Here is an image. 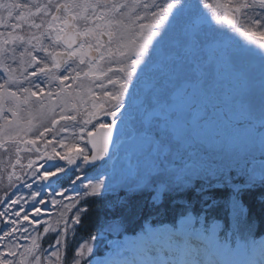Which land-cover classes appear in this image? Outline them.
I'll list each match as a JSON object with an SVG mask.
<instances>
[{"label": "rangeland", "instance_id": "obj_1", "mask_svg": "<svg viewBox=\"0 0 264 264\" xmlns=\"http://www.w3.org/2000/svg\"><path fill=\"white\" fill-rule=\"evenodd\" d=\"M63 1L64 0H60V3ZM237 1L238 0H166V2L160 4L161 0H152V3L156 2L157 7L154 15L155 23L153 25H155V29H158V31H156V37L158 43L162 46L158 53H162L165 58H168L170 55L176 56L180 54L181 51L179 47L182 51L187 48L189 50L192 49L191 47L196 46L198 43L197 40L200 36V34L194 36L192 31L199 29L198 25L202 27L208 25L205 18L202 17V14L204 13L209 16L220 14L226 9L237 7ZM108 2L109 0H104V5H101L102 11L97 12L98 16H104V19L93 24L90 23L89 15L90 13H95V6L90 4L89 0H77L76 4L79 29L86 30L87 33L89 32L91 35H84L86 37L91 36L95 38V41H91V43H95L100 50L102 45L98 42V38L103 33L109 34L112 24L110 19L115 11V7H111ZM239 3L246 9L251 6L250 0H239ZM57 5L58 2L52 5L51 3L47 4L44 0H25L24 4H21L20 9L24 8L23 12H26L35 8H44V12L47 14L52 9L53 13ZM0 8V19L5 20L4 11L6 7L4 0H0ZM118 8L119 10H123L125 14L133 13L135 19H131V21L139 20L141 16L144 15L140 6H137L133 11L132 2H128L127 5L123 4ZM28 14L30 13L28 12ZM7 23L8 22H0V27H5ZM118 25L123 27V21H120ZM139 26L142 27L141 24ZM128 27L127 31L120 30L119 33L126 32L133 38L146 36L144 31L148 28H143L136 32L134 22H131ZM114 32H116V30H114ZM43 33L47 34L44 30ZM43 33L40 30H36L32 33H26L25 37L16 38L17 44L28 52L29 61L30 58L34 57L35 59H33V61L36 64L39 63L42 65L39 70L33 68L31 65H29V67L26 66L20 50L18 51L15 48L9 49L8 45H5V39L1 40L0 80L5 79L6 74H8L12 83L23 82V85L26 87L29 86V89H27L26 92H9L6 86V95L0 93V220L7 218L6 221L8 225H17V217L12 216V214L15 211L20 213L22 202L25 201L28 202L29 206L24 205L22 212H24L25 217L28 219H24L22 224L30 222L32 225L36 222V226H46L44 227L46 228V232L55 231L56 228L63 225L65 227L64 235H66L67 229L72 226L71 221L68 223V218L74 216L75 219L79 220L80 214L82 215L83 209L86 208L79 209L76 204L72 205V207L69 205L62 207V204H60L49 207L50 209L56 208L57 211H45L40 209V207L32 209V202L37 201L38 198L34 196H24V194L21 195L22 191L15 192L14 190L20 181L27 180L30 182L31 180L38 179L36 171L44 168L46 164L44 162L48 159L52 160V158H57L59 160L55 168L60 169V164L63 163L65 164L64 166H69L73 171L78 173L79 181H82L78 188H84V186L90 188L88 191L90 195L87 196L90 200L93 197L102 199L105 195H114L115 192L121 190H125L127 194L134 191H143L150 193V200H152V203L159 204L160 198H162L163 194L166 192L169 195L168 197L177 199V196L184 193L187 188H192L195 182L199 184L200 191L211 189L219 183V178L222 177L203 176V173L195 170H190V174L179 175L169 173L160 175L162 178L156 177L163 169L162 163L159 159H153L152 161L150 159L147 160V156L154 152V148H159V145L153 140H146L143 138H137L132 144H121L122 142H120L115 149V153L117 151L121 154L123 149L127 152L125 155H118L116 157L118 161L126 157L129 158L130 156H134V158L138 159L139 154L142 155L143 152H148L146 158L137 166L140 168L138 172L136 171V165L130 167L133 177L119 176V167H117L118 161L116 162V159H114L111 166L115 177H120L119 179L113 178V180L106 179L98 182H90L87 177L88 174L85 172L83 173V170L87 168L86 161L90 155L87 149L88 147H86L85 144L86 135L91 128V116L96 112V107L100 106L102 103L106 105L105 107H101L104 111L117 107V103L122 99H119V95L116 91V83L122 81V74L130 75L129 72L123 70L122 67L130 71L136 67L130 59L134 58L137 53L133 51H131V53H126L122 51L120 47L115 51L116 49H114V47L110 48L107 46L102 51V58L95 65H90L85 60L83 48L81 47L73 52L77 60L75 63L69 65V67H66V72L63 74V77L57 75L55 72H51L49 75L45 76V86H42L41 84L32 82L30 78L33 74L35 76L42 75L41 72L44 69H50V67H52V56L55 53L53 51L61 50L57 43L59 36L49 37L45 36ZM137 45L138 44H133V49L137 50ZM204 46L205 43L200 47ZM143 53L144 51H140V55ZM5 54H7L6 59L4 57ZM125 54L127 57H124ZM198 55L199 54L195 56L192 55L189 58L187 54L185 62L174 60L178 66L173 64V69H176L178 75L186 71L187 76L189 75L190 78H193L196 73V68L193 64L199 62ZM252 58L253 61L256 60L254 56H252ZM99 66H101V68L105 66V70L102 69L101 71ZM136 69L139 68L136 67ZM87 71L90 72L89 75H87ZM144 71L145 70L141 68L140 73H144ZM67 75L69 77H67ZM138 75L139 73L136 77ZM26 76L28 78H26ZM259 82V79L252 82V86H250L246 92L249 97L252 95L253 99L259 101L260 108H264V98L259 96L264 94V82L258 84ZM246 92L240 94L238 98L242 101L245 100ZM225 94L229 95L228 93ZM9 112L11 114H9ZM57 121L61 122L57 125L55 124ZM206 136L209 138L203 146L206 153L205 161L210 160L211 156H215L223 161L219 165L220 168H227L229 170L234 168L243 169L240 175L244 176L249 174L244 164L250 159H253L254 156L248 154V152L255 153L257 151L256 147L258 150L261 149L260 142H258L256 138H253L250 142L246 139V142L242 143V149L240 151L242 154H247V156L243 158V156L240 155H233L230 147L236 148L243 141L244 135L234 138V142L230 145H226V143L229 144L230 141L225 143L226 138L224 134H222L219 139L213 133H206ZM247 136L248 135H246V137ZM25 141L35 142L39 147L38 150L41 152L37 153L30 145L24 148L19 144ZM41 145H47V148L42 150L40 148ZM217 152H219L220 155ZM137 154L138 156H136ZM45 155H49L50 157ZM171 155L172 154H169V157H171L170 159H174ZM17 161L21 164H19V167H16ZM219 167L217 166L209 173L216 175L219 173ZM255 169L256 172L253 176L256 175L257 177L252 178L250 173L248 175L249 177H242L244 178L242 183H231L226 177L223 179L225 183H219V185L226 184L231 188L232 195L228 200L229 210H232L233 207H238L244 211L243 206L238 201V191L244 186L257 185L259 181L264 182V166L259 165L253 167L252 171L254 172ZM98 170L99 169H96L95 171ZM56 172H58V170ZM62 172L66 173L65 171ZM18 175H21V177H18ZM199 190L198 192L200 193ZM160 192H162L161 197H159ZM79 194L81 195V192ZM11 197H14V201L10 203L8 201ZM178 202L183 201L178 200L177 203ZM208 202L210 203L206 205L205 209H210L211 206L215 204V202L211 203V199H209ZM87 206L91 210L94 209L89 205ZM29 208L31 209L27 212ZM89 208H87L86 211H89ZM71 212H73V214ZM184 219L185 217H183L182 220ZM214 224L216 227L211 226L209 228L210 235L212 237L214 236V241L216 240L217 244L221 245L219 246L221 249L227 250L229 242L219 239L221 222L215 221ZM190 226L191 225L188 226V230L191 229L189 228ZM29 227L31 228L32 226ZM146 229L149 230V225H146ZM123 231L124 229L121 225L112 226L109 233L115 238L111 239L108 243L111 249L116 248L117 243L121 244L120 239H125L126 235L123 236ZM237 235H239L238 238L243 242L239 239L236 248L239 249V251L242 249L241 252L249 256L251 252L243 248L247 242H249L250 247L253 248L256 241L250 238L253 233L248 231V228L242 227ZM60 236L61 233L59 234V237ZM41 237H43V234L37 233L34 235V240L36 241ZM35 241L23 246L7 243L6 250L0 249V264H43L42 262L54 258L61 264L62 260L65 259L60 253L57 255L53 253L55 256H53V258L44 256L41 258ZM257 244H255V246ZM257 247L258 246L255 248ZM91 249L92 245L89 243L83 244L82 247L80 246V251L77 256L78 261L76 260L75 262L79 263V261L84 260L88 254L91 255ZM66 250H69L68 246ZM89 250L90 252H88ZM263 257V254L259 252L257 259L263 260ZM254 258L256 259V256H254ZM93 264L103 263L96 259Z\"/></svg>", "mask_w": 264, "mask_h": 264}, {"label": "flooded vegetation", "instance_id": "obj_2", "mask_svg": "<svg viewBox=\"0 0 264 264\" xmlns=\"http://www.w3.org/2000/svg\"><path fill=\"white\" fill-rule=\"evenodd\" d=\"M24 1L4 0L6 18L0 19V22H8L5 27H0V45L1 40L5 39L9 49L15 48L20 53L28 52L17 44L16 38L25 37L29 28L39 26L47 32V36L60 37L63 33L61 14L66 10L58 15L52 13L53 9L46 14L44 8L23 12L24 8L20 9V6ZM44 1L52 5L58 2L57 7L61 4L60 0ZM74 1L64 0L68 11L75 10ZM143 1L144 7L148 5V9L154 8L151 7L152 0ZM255 5L258 8L250 6L246 9L238 0V16L234 25L227 26L221 19H215L205 29L201 27L192 31L194 36L200 34L198 43L189 46L192 48L190 50L187 48L182 51L179 47L181 53L176 56L165 58L162 53H158L162 46L157 41L155 28L152 29L155 22L153 15L141 16V26L146 28L147 22L148 29L144 31L146 36L124 45L125 49L137 53L139 59L133 64L139 69L134 67L132 71L127 70L130 75L124 74L127 88L124 89L123 85L117 87L119 99L122 100L109 114H117L127 133L140 131V120L148 122L144 130L157 132L174 157L169 163V173L182 175L190 174V170L199 172V166L203 163V146L209 138L206 133H213L218 139L224 134L225 143L230 141L226 145L244 135L243 141L236 148L230 147L233 155L243 158L247 154L240 152L242 143L246 139L250 142L256 138L261 149L256 147L255 153L248 154L264 158V108H260L259 101L253 99L252 95L249 97L246 92L256 79L260 80L258 84L264 82V5ZM204 43L205 46L200 47ZM133 44H138L137 50L133 49ZM140 51H144L145 55H140ZM187 54L189 58L199 54V62L193 64L196 68L193 78L187 76L186 71L178 75L172 67L173 64L178 66L174 60L185 62ZM252 56L256 58L255 61ZM4 57L6 59L7 54ZM148 63L149 68L145 66ZM31 66L38 64L32 61ZM141 68L145 70L144 73H140ZM2 81L0 93L4 95L6 86L11 90L12 85L23 84ZM242 91L246 92L243 101L238 98ZM259 96L264 98V94ZM96 112L107 117V122H112L101 107ZM19 164L17 161L16 167ZM27 182L20 181L18 187Z\"/></svg>", "mask_w": 264, "mask_h": 264}, {"label": "trees", "instance_id": "obj_3", "mask_svg": "<svg viewBox=\"0 0 264 264\" xmlns=\"http://www.w3.org/2000/svg\"><path fill=\"white\" fill-rule=\"evenodd\" d=\"M217 153L219 154V152ZM214 161L218 163V167L220 163L223 162L215 156H211L210 160L207 161L204 159L203 171L205 172L208 168V164L211 165ZM244 166L248 169L249 174L251 173L252 178L257 177L256 175L253 176L256 169L254 172L252 171L253 167H256L255 164L247 162ZM239 170H241V172H239ZM242 170L243 169L235 168L229 170L227 168L222 169L219 167V173L216 175L204 173L203 176L222 177L219 178V183L224 182V177L228 178L231 183H242L244 181V178L242 177H249V174L244 176L240 175V173L243 172ZM219 183L211 189L200 191L199 184H196L195 182V185L192 186V188H187L184 193L177 196V199L168 197L169 195L166 192L167 194L164 193L162 199L163 203L155 205V207L149 202V196L147 193L143 191L137 192L134 196H131L130 198L133 199L131 205L125 204L122 207L123 209L118 207L119 209L117 208L116 210H111L110 205H107L105 199H99L97 201L93 200L90 207H93L94 209L90 210V212L81 219V226L77 232H79L80 235H84L83 233H91L92 230L102 221V216H106L114 212H116V217H121V214L123 218L130 215L132 222L129 221L125 224H127L128 229L136 230L146 222H155L158 219L171 220L174 216L182 213L184 214L189 211H194L198 215L204 216L209 222L219 220L223 223L225 229H230L233 233H237L242 227L248 228V230L253 234H260L261 232H264V182L259 181V184L257 185L244 186L238 191V201L243 206L244 211L238 207H233L232 210H229L227 202L232 195L231 188L226 184L219 185ZM219 186H221V188ZM198 190L200 193H198ZM209 199H211V203L215 202V204H213L212 207L206 211V213H203L205 211L204 207L210 203L208 202ZM178 200L183 202L177 203ZM80 238L81 237L76 236V241L69 239V250L67 251V255L62 264H86V260H80L79 263L75 262L78 258L79 247L77 243H79L78 241H80ZM43 263L58 264V261L54 258L44 261Z\"/></svg>", "mask_w": 264, "mask_h": 264}, {"label": "water", "instance_id": "obj_4", "mask_svg": "<svg viewBox=\"0 0 264 264\" xmlns=\"http://www.w3.org/2000/svg\"><path fill=\"white\" fill-rule=\"evenodd\" d=\"M260 3H264V0H255ZM235 15L231 12H226V21L233 24ZM73 18L67 24L69 32L64 36L63 42H67L69 48H75L79 45L81 37L76 35L72 30ZM89 55L88 49H86ZM74 58V57H72ZM123 133L122 125L120 123H114L110 126H100L88 137L89 146L91 148V156L88 160V164L91 166L101 165L104 167L112 154L114 145L118 137Z\"/></svg>", "mask_w": 264, "mask_h": 264}, {"label": "bare ground", "instance_id": "obj_5", "mask_svg": "<svg viewBox=\"0 0 264 264\" xmlns=\"http://www.w3.org/2000/svg\"><path fill=\"white\" fill-rule=\"evenodd\" d=\"M186 227L187 226H185L184 228L186 229ZM163 240L164 239H162L161 241ZM123 249L127 251L126 256L128 255L130 256V253L136 254V258H139L138 260L141 261L143 264H160L166 261H171V257L168 254L152 253L151 249L147 247L146 242H138L136 245L130 243L128 249H126L125 247ZM168 249H171V252L174 250V254L172 253L174 258H176L177 253L182 251V248L180 246L178 245L173 246L172 244L168 245ZM155 252L157 253V251ZM139 261H136V263L140 264L141 262Z\"/></svg>", "mask_w": 264, "mask_h": 264}]
</instances>
